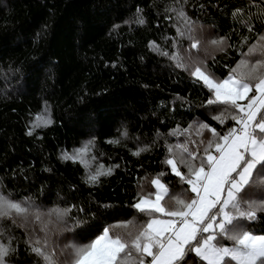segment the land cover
Instances as JSON below:
<instances>
[{"label": "trees", "instance_id": "trees-1", "mask_svg": "<svg viewBox=\"0 0 264 264\" xmlns=\"http://www.w3.org/2000/svg\"><path fill=\"white\" fill-rule=\"evenodd\" d=\"M261 35L264 0H0V195L28 209L0 218L7 264H45L34 246L69 264V245L143 224L149 217L133 205L155 193L160 173L169 196L194 195L164 163L168 149L203 156L212 133L200 124L221 135L238 125L213 119L225 106L207 104L212 93L191 71L226 79L240 60L262 58L246 55ZM243 223L264 234V213ZM185 264L203 262L189 253Z\"/></svg>", "mask_w": 264, "mask_h": 264}, {"label": "snow or ice", "instance_id": "snow-or-ice-1", "mask_svg": "<svg viewBox=\"0 0 264 264\" xmlns=\"http://www.w3.org/2000/svg\"><path fill=\"white\" fill-rule=\"evenodd\" d=\"M179 15L187 19L183 11ZM212 43L223 45L224 39ZM197 47L198 42L194 41L192 48ZM256 53L262 58L254 62L240 60L226 79H218L200 66L191 71L212 93L213 98L207 104L225 106L224 112L213 119L223 123L226 115L239 126L221 135L208 124H200L199 128L212 133L200 157L187 146L174 145L168 149L164 163L189 186L185 191L194 195L187 199L169 196L167 185L160 179L164 173H160L151 181L155 193L139 197L133 205L149 219L140 225L131 221L109 225L90 243L69 245L72 249L69 264H185L189 253H194L203 264H264V234H255L243 223L252 222L259 213H264V198L257 201L250 195L252 189L264 192V35L259 37L258 44L249 47L246 55ZM86 151L79 149L74 156L65 154L64 159L75 162ZM181 165L187 169L186 173L181 171ZM111 171L98 170L89 180L95 183L100 175H110ZM165 197L168 200L162 203ZM53 211L59 217L66 216L71 209ZM27 212L20 203L0 195V218ZM35 215L39 220L40 214ZM81 223L77 221L75 226ZM35 243L39 245L40 241ZM10 250L0 244V264H7ZM31 250L43 257L45 264H57L55 253L48 254L38 246Z\"/></svg>", "mask_w": 264, "mask_h": 264}, {"label": "rangeland", "instance_id": "rangeland-1", "mask_svg": "<svg viewBox=\"0 0 264 264\" xmlns=\"http://www.w3.org/2000/svg\"><path fill=\"white\" fill-rule=\"evenodd\" d=\"M195 78V77H194ZM196 79V78H195ZM200 82H202V81H200ZM203 83V82H202ZM243 103H247V101H244ZM156 189V188H155ZM155 199V196H154V198H153V200Z\"/></svg>", "mask_w": 264, "mask_h": 264}, {"label": "built area", "instance_id": "built-area-1", "mask_svg": "<svg viewBox=\"0 0 264 264\" xmlns=\"http://www.w3.org/2000/svg\"><path fill=\"white\" fill-rule=\"evenodd\" d=\"M238 127H239V126H238ZM238 127H237V128H238ZM214 154H215V152H214Z\"/></svg>", "mask_w": 264, "mask_h": 264}]
</instances>
